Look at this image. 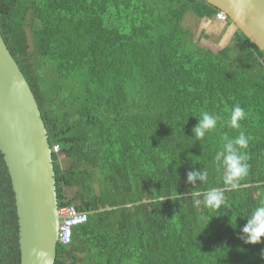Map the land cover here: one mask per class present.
I'll return each instance as SVG.
<instances>
[{"label":"trees","instance_id":"obj_1","mask_svg":"<svg viewBox=\"0 0 264 264\" xmlns=\"http://www.w3.org/2000/svg\"><path fill=\"white\" fill-rule=\"evenodd\" d=\"M220 13L202 0H0V33L59 148V208L88 218L58 244L55 264H264V242L240 239L264 202V52L240 30L215 52L185 26L188 15ZM236 105L246 113L240 129L229 123ZM205 111L217 128L197 139ZM241 131L249 139L241 187L225 192L219 210L196 204L203 196L194 191L224 187L215 156L225 135ZM194 168L208 172L195 188ZM0 264H20L1 151Z\"/></svg>","mask_w":264,"mask_h":264},{"label":"water","instance_id":"obj_2","mask_svg":"<svg viewBox=\"0 0 264 264\" xmlns=\"http://www.w3.org/2000/svg\"><path fill=\"white\" fill-rule=\"evenodd\" d=\"M264 52V0H202ZM0 151L15 194L20 264H55L59 215L53 151L42 114L0 33Z\"/></svg>","mask_w":264,"mask_h":264},{"label":"clouds","instance_id":"obj_3","mask_svg":"<svg viewBox=\"0 0 264 264\" xmlns=\"http://www.w3.org/2000/svg\"><path fill=\"white\" fill-rule=\"evenodd\" d=\"M245 118L246 113L244 109L239 105L234 106L231 110L230 126L233 129H240V122ZM218 119V116L205 111L202 114V118L198 120L197 125L192 129L193 137L203 139L206 133L214 131L217 128ZM223 140L222 150L217 152L215 161L217 169L223 172L224 187H214L204 193H200L199 191L192 193L194 196H203L202 201H195L196 204L202 202L205 207L213 210L221 209L226 202L225 192L238 190L241 187V181L249 174L248 157L245 151L248 148L249 139L245 133L241 131L236 138L232 139L225 135ZM207 180L208 172L199 168H194L187 173V183L193 186V188L196 187L197 182L203 183L207 182ZM240 239L249 245H259L264 242V202L256 207L250 217L247 218V223L241 229Z\"/></svg>","mask_w":264,"mask_h":264},{"label":"rangeland","instance_id":"obj_4","mask_svg":"<svg viewBox=\"0 0 264 264\" xmlns=\"http://www.w3.org/2000/svg\"><path fill=\"white\" fill-rule=\"evenodd\" d=\"M227 20L215 19H198L193 16L186 17L185 26L193 32L194 40L199 41L201 46L209 48L213 51H218L230 44L237 31V28L232 24L227 27ZM209 35V38L204 37ZM60 164L62 167L66 166L61 156Z\"/></svg>","mask_w":264,"mask_h":264},{"label":"built area","instance_id":"obj_5","mask_svg":"<svg viewBox=\"0 0 264 264\" xmlns=\"http://www.w3.org/2000/svg\"><path fill=\"white\" fill-rule=\"evenodd\" d=\"M217 18L220 20H227L225 14L220 13L217 15ZM52 151L56 153L59 151L58 147H55ZM59 215L61 217L60 227L58 233V244L69 245L72 241V234L74 228L79 225L85 224L88 220L85 213L79 212L73 206H64L59 208Z\"/></svg>","mask_w":264,"mask_h":264}]
</instances>
